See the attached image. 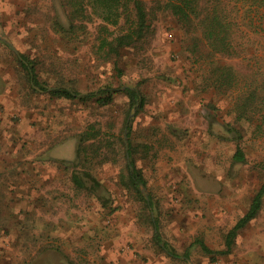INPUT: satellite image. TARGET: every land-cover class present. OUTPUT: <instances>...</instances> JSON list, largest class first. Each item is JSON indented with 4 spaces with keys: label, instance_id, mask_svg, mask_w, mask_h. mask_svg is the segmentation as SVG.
<instances>
[{
    "label": "rangeland",
    "instance_id": "obj_1",
    "mask_svg": "<svg viewBox=\"0 0 264 264\" xmlns=\"http://www.w3.org/2000/svg\"><path fill=\"white\" fill-rule=\"evenodd\" d=\"M199 1L223 8L233 56L214 55L199 19L185 27L157 1H146L145 35L116 56L99 50L96 15L77 18L73 37L54 26L69 25L60 0H0V37L16 50L0 39V264H108L109 253L128 256L122 264H264V199L219 253L264 180V0ZM124 27L110 25L113 36ZM19 52L44 86H136L146 104L135 113L123 93L100 105L35 91ZM218 66L232 74L223 84ZM226 124L242 131L246 162L233 163ZM129 142L149 209L128 184Z\"/></svg>",
    "mask_w": 264,
    "mask_h": 264
},
{
    "label": "trees",
    "instance_id": "obj_2",
    "mask_svg": "<svg viewBox=\"0 0 264 264\" xmlns=\"http://www.w3.org/2000/svg\"><path fill=\"white\" fill-rule=\"evenodd\" d=\"M63 7L68 8L67 13L69 25L68 29L61 23L58 18L54 22V26L58 31L67 32L70 36L75 37L71 33H74L75 22L77 18L90 19L91 15H96L101 23L98 25L97 38L99 40V50L104 51L108 54H115L119 56L121 52L129 48L136 41L140 40L147 29L149 28L148 23V0H60ZM162 3L163 7L169 9L171 13L177 18V20L183 26H190L192 22L199 19V25L202 29V36L206 40L210 50L214 55L224 54L228 56L234 55V47L231 41V23L228 18L222 14L221 7L218 6V2L210 8L200 7L199 0H150ZM124 20V30L119 34L113 36L110 29V25L120 26L121 21ZM16 61L25 70L26 77L28 78L31 87L35 91L45 92L55 97H65L69 99H79L82 101L94 100L100 105H108L113 102L115 96L119 93L125 94L129 99L131 111L138 113L140 112L145 104L146 98L143 92L136 86L120 85L114 86L108 84L102 87H98L93 91H80L72 86L56 85L53 87L44 86L38 76V64L36 59L31 58L26 53L19 52L16 54ZM221 65H224L221 63ZM229 67L218 66V82L223 84V81H227L232 78V74L229 71ZM226 131L233 134L232 140L236 143V150L232 156L233 163L246 162V155L241 145L243 138L242 131L232 124H226ZM126 130L130 136L131 120L129 116L126 120ZM91 133H85L83 140L89 139ZM80 152V143L77 145V153ZM128 154L130 161L127 164V179L129 187L134 189L144 200L146 209L153 207L151 198H147L142 193V188L146 187V179L142 174L140 168L136 165L133 158V147L129 142ZM72 179L79 188H86V184L77 172L72 174ZM99 187L103 186L99 181L97 182ZM96 187V186H95ZM97 189V188H96ZM95 189V190H96ZM89 192V191H88ZM95 193V191H94ZM98 196L101 197V193ZM264 199V180L253 196L252 201L248 210L243 216H241L235 223L233 228L226 234V249L219 251V253H228L235 244V239L239 233L254 219L258 216ZM103 206L107 203L102 202ZM150 222L154 227L153 237L155 241L161 245L170 255L178 257V253L168 248L163 243L160 231L159 222L156 217H150ZM203 251L207 254H213V251L203 240H199ZM193 244L191 245V247ZM185 260H189L190 252L189 249L182 255Z\"/></svg>",
    "mask_w": 264,
    "mask_h": 264
},
{
    "label": "crops",
    "instance_id": "obj_3",
    "mask_svg": "<svg viewBox=\"0 0 264 264\" xmlns=\"http://www.w3.org/2000/svg\"><path fill=\"white\" fill-rule=\"evenodd\" d=\"M40 161L43 162V163H46L45 160H40ZM40 161L37 160V163H40ZM58 193L60 194V192H58ZM109 255L110 256L107 259H105V260L108 261V264H122V263H127L128 256L118 255L116 253H109Z\"/></svg>",
    "mask_w": 264,
    "mask_h": 264
},
{
    "label": "water",
    "instance_id": "obj_4",
    "mask_svg": "<svg viewBox=\"0 0 264 264\" xmlns=\"http://www.w3.org/2000/svg\"><path fill=\"white\" fill-rule=\"evenodd\" d=\"M0 39L4 40L5 42H7L14 50L15 48L13 47V45L11 43H9L7 40H5L4 38L0 37ZM16 51V50H15ZM127 132V131H126ZM126 139L128 138V135H125ZM128 158H129V154H128Z\"/></svg>",
    "mask_w": 264,
    "mask_h": 264
}]
</instances>
